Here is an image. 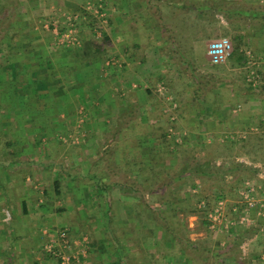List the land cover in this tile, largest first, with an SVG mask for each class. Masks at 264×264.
I'll list each match as a JSON object with an SVG mask.
<instances>
[{"label": "crops", "instance_id": "obj_1", "mask_svg": "<svg viewBox=\"0 0 264 264\" xmlns=\"http://www.w3.org/2000/svg\"><path fill=\"white\" fill-rule=\"evenodd\" d=\"M129 2L132 5V10L128 6ZM176 2V0H164L165 11L170 14V10L173 11L172 8ZM89 3L92 5L91 1ZM89 3L87 2V4L80 6L85 9L89 6ZM92 3L96 6L98 2L92 1ZM178 4L187 10L188 6L185 0L180 1ZM145 6L147 5L145 4ZM145 6H141L137 0H127V2L122 0L120 2V15L122 14L120 17L114 16L113 19L115 21H112L111 16L106 17L105 21L101 20L105 19L102 17L99 20L101 27L94 26L90 30L92 36L94 35L95 38L99 39L102 38L104 32L110 33L109 30L112 28V23L118 22L119 24L122 20H132L131 24L137 28L133 34V44L130 52L133 55L132 69L134 71L132 72L136 74L135 80L132 82H121L120 85L118 83L111 85L107 82L109 80L106 79V76L112 69L114 70L111 71V74H114L113 71L122 70L127 65L125 64L126 62H120L117 54H114L97 68L90 65L82 66L79 70L73 71L72 76L61 72L56 73L53 88L50 90L51 93L48 90H44L36 98L34 96L35 100L31 102L34 104H28L32 100L30 99L31 95L29 93L23 95L26 91H22L21 98L23 100H21V105H17L18 110L10 104L9 110L5 112V122L9 123L6 125L9 130L0 132V135L2 133L5 136L8 135L9 140L4 143L0 142V264H60L59 256L45 250V246L51 243L56 246H62L60 241L56 239L57 234L51 238L53 232H57L56 229H66L71 230V232L78 230L100 231L107 225L103 216L105 211H102L103 203L100 205L93 204L92 200L86 201V199H92L94 196L103 199L107 198L108 195L107 191L96 188L98 187L97 178H95L96 175L94 173L96 172L97 164L103 162V159H105V162L108 161V157L102 158L103 154L100 158L99 152L103 153V151L108 149L109 144L107 145L105 140L109 136H114L113 133H115L102 126L103 124L107 125L105 115H112L111 112L115 110H111L112 105H114V99L115 97L117 98V96H114L115 88L118 89L120 86V90H122L119 99L120 104H118L120 117H128L130 111L138 107L141 112L139 118L147 121V117L149 119L152 117L153 111L151 107H154L153 99L150 95L151 91L148 89L150 87L147 85L149 78L166 75V69L172 66L171 55L174 53L183 55L192 54L195 51L196 54L201 53V59L204 58V60L208 59L206 55L209 56L211 53L212 55H214V52L217 55L221 54L223 58L218 59V61L211 59L209 56L211 65L216 68L226 65L227 70L244 71V80L247 82L246 75L248 70L245 67L246 57L244 50L248 49L249 46L244 45L236 52L234 50L236 34L232 32L227 37L216 38L215 35L201 33L192 37V41L195 40L194 42L186 41L184 43L183 38H185V35L183 36V30L180 25L184 21L188 23L187 17L185 18L183 14L179 17L173 16V19L178 18V20L176 19L175 23L172 22L170 27L167 25V28L161 24L158 25L157 17L151 13V10L148 19L149 23H146V25L152 29L148 32H143L140 29V26L143 27L142 22H135L132 16L135 19L138 12L146 8ZM89 7L92 8V6ZM105 11H107L106 7ZM126 13L131 15H126ZM168 15L165 16L167 19L171 17ZM91 16L87 17L90 18ZM122 16L123 18H121ZM245 18L250 21V18ZM97 19L99 17H96ZM239 19L243 20L241 17ZM91 23L94 25V21ZM243 23L246 25L247 21ZM239 32L244 36L245 42L247 38H250L242 31ZM116 34L117 32L113 31L112 35L115 36ZM250 35L251 44L254 42L253 37L258 39V41L257 44H254L257 50L249 49L255 54L263 55L264 57V34L260 32ZM117 36L119 35L117 34ZM17 37L21 40L23 35L21 34ZM169 38L171 42L168 41ZM83 39L84 36L82 35L81 45L73 48H82ZM42 40L45 39L40 37L39 41ZM173 40L179 42V51L175 47ZM220 42L225 45L224 47H232L233 53L229 57L223 56V51L220 47L215 48ZM184 44L188 47L187 51L185 50L187 47H184ZM56 47V49H52L53 52L69 46ZM126 47L127 45L120 41V53L118 54L120 57L125 55L124 52H128ZM44 50H47L46 55L51 54L48 53V44H46ZM217 51H220V54ZM27 54L28 52L24 54L23 60L26 63L32 62L34 59L28 57ZM163 56H168L167 62L170 64H167V62L162 64V58L163 60L167 58ZM123 58L126 59V57ZM162 65L165 68L163 71ZM184 70H188V67L185 66ZM258 70L262 77L260 85L264 87V62L258 67ZM147 72L149 74H145ZM78 75H80L79 80ZM143 78L148 81H144ZM180 79L186 82L188 80L184 76ZM82 82L87 83L86 86L88 85L91 91L88 92V88H85L84 98L79 99L75 96V92L77 90L76 87L80 86ZM247 84L249 83L247 82ZM108 87H112L113 90L108 89ZM127 89L134 92L128 93L129 90ZM219 92L221 91H213L212 97L198 98L196 103L192 101L186 106L187 110L194 113L196 120L203 121L202 125H205L207 120L212 121L210 124L212 129L208 130L210 127L204 128V130H207V138H212L213 140L215 136L216 138H221L222 141H234L236 137L241 140L251 135L264 134L263 130H250L251 127L260 128L261 125H264V107L261 109L262 113L259 112L257 115V112H254V110L259 108L258 104L262 103L264 105V100L257 102L255 98H243L240 94L226 98ZM130 94H134V96L130 97ZM48 100L51 102V106L46 104ZM78 105L80 106L77 107ZM49 108H51L50 111ZM148 108L151 110L149 114H147L146 110ZM243 108L246 111L241 114ZM249 110L250 112L248 113L253 116L251 119L246 115ZM39 113H41V121L37 117ZM2 115L0 114V116ZM48 115L58 116L59 119H54V128L43 130L45 124L42 125V121L44 116L47 119ZM34 117L37 118L34 119ZM257 117L260 119L259 123H257ZM224 119L228 123L224 122ZM216 121H221L220 124H217V127H221L220 130H213ZM81 122L82 124H80ZM80 125H82V128L79 127ZM127 128L124 127L123 130H127ZM154 128L155 126L151 128L152 131L149 133L141 135L144 140L142 137L139 138L141 141L143 140L141 144L144 153H148L149 148L153 149L154 145H156L155 143H157L158 138L155 137L157 132ZM126 132L124 131V133ZM140 133L139 131L138 134ZM242 133H246L247 136L242 138ZM46 136L49 141L43 143L42 140L46 141ZM69 136L76 137V139L80 137L81 139H78L77 142L70 141ZM144 142L150 143L152 146L149 148L145 147L146 144ZM52 143L55 145L52 146ZM117 159L115 160L117 161ZM233 161L237 165L244 167L237 162V159ZM245 167L251 168L249 166ZM253 170L259 171L258 169ZM100 176L108 177L110 174L108 171L102 170ZM57 183L61 184L59 191L56 189ZM76 191H80L81 195L79 196ZM129 196H133V194ZM83 202L86 204L84 205ZM113 204L116 203L113 202ZM110 212L113 214H111L112 216L115 215L112 211ZM138 222H131L129 225L132 224L137 227ZM142 225L143 228L148 230L144 223ZM233 227L232 231L234 233L232 234L235 240L234 238L231 242L220 240L213 246V250L208 255H205L204 258H197L195 264H264L262 259L264 237L258 233L257 226L235 228L237 227L236 225ZM243 240L251 241V250L246 253H242L239 247ZM175 242L173 239L158 240V238L150 237L143 239L84 238L83 240L71 238L69 247L65 248L63 253L65 252L66 255L70 256L69 264H190L192 261L187 254L188 249L186 246L180 244L181 248L174 250L175 253L172 254V247L177 246ZM160 246H169L171 248L163 250ZM58 250L62 249L58 247ZM160 250L163 251L160 252Z\"/></svg>", "mask_w": 264, "mask_h": 264}, {"label": "rangeland", "instance_id": "obj_2", "mask_svg": "<svg viewBox=\"0 0 264 264\" xmlns=\"http://www.w3.org/2000/svg\"><path fill=\"white\" fill-rule=\"evenodd\" d=\"M84 1V5L91 1L92 5H90V3L88 5L92 6V8L87 6L85 9L83 7V9L86 13L93 15V18H88L83 9H81V0H0V27L6 26L9 22H19L15 25L12 24L16 28H19L20 21H29L31 22V26L40 32L43 36L42 38L45 39L40 42L52 41L55 46L66 47V45L59 41L53 29H50L51 26L57 27L60 31L65 28L66 15L75 13L80 15L81 21L79 26L77 25V35L80 39L82 38V35L85 39L92 35L90 30H92L94 26L101 27L99 20L102 16H98L96 13V9H99L97 8L99 4L104 10L105 7L107 8V11L104 12L105 15L103 16L105 19H101L103 21H105L108 16H111L112 21H115V19H113L114 16L120 17L122 15H120V2L122 0ZM92 1L98 2L96 6H94ZM123 1L127 2V0ZM137 1L141 6H145V4L147 5L145 6L146 8L144 7L145 9L138 12L135 19L132 16L135 22H142L143 27L140 26V29L143 30V32H148L152 29L146 25V23H149L148 19L151 13L156 15L158 25L161 24L164 27H167V25L170 27L172 22L176 19L178 20V18L173 19V16L179 17L183 14L185 18L187 17L188 23L184 21L180 25V28L183 30V36L185 35V38H183L184 43H186V41H191V43L195 41H192V37L201 34L203 29L201 27L205 23V20L212 21V23H209L210 29H208V32L206 33L215 35L216 38L221 36L227 37V35L232 32L235 33L238 30H241L246 36L250 37L246 39V42L244 41L245 39H243V45L249 46L252 50H257V48L254 47V44H257L258 39L252 36L254 42L251 44L250 34H257L260 32L264 34V20L250 18L249 21L245 18V15L238 12V10L240 12H243V10L246 11L247 7H253V5L257 4H263L262 7H264L263 0H185L188 6L187 10H185L186 8L183 9L178 4L180 1L184 0H176L177 2L173 7L174 11L170 10V14L165 11V5L163 4L164 0ZM129 3L128 6L132 10V5ZM84 15L87 17L86 20L82 19ZM126 15L131 14L126 13ZM166 15L171 17H168L167 19L165 17ZM96 17H99V19L96 20ZM239 17L243 20H240ZM121 18H123V16ZM93 21L94 26L91 23ZM131 21L132 20L127 19L126 21L122 20L119 24L118 22L112 23V28L109 30L110 33L108 34L106 32L110 42L103 44L102 42L104 38H97L107 51V55L113 56L114 54H117L119 61L126 62L125 64H127L124 69L115 70V72L113 71L114 74H111V71L114 69L109 72L106 79L109 80L107 82L111 85L114 83L120 85L121 82H132L135 80L136 74L132 72L134 71L132 69L133 55L130 52L133 44V34L137 28L131 24ZM244 21H247L246 25H244ZM81 24L82 26H80ZM113 31H116L119 36H117V34L115 36L112 35ZM81 32H83L82 35ZM160 32L163 33L161 30ZM12 33H17V31L13 30ZM1 34L0 29V36ZM103 34H105V32ZM146 34L148 35V33ZM74 36L78 38L76 35ZM170 38L172 39L171 36ZM170 38L169 40L167 39L169 42H171ZM120 41H123L124 45H127L126 49H128V52H124L125 55H121V57L118 55L120 53ZM173 43L179 51V42L173 40ZM202 46L206 47L205 45ZM224 46L225 45L220 42L215 48L217 49L220 47L223 49ZM184 47H187V45L184 44ZM185 50L187 51L188 47ZM217 53L220 54V51H217ZM201 55V53L196 54L195 51L192 52V54L183 55L174 53L171 55L172 66L171 68L166 69V75L164 74L163 77L157 76L155 78L153 76L154 79L150 77L149 81L143 78L144 81H148L147 85L150 87L148 89L151 91L150 95L154 104V107H151L153 111L152 117H150V119L147 117V121L139 118L141 112L138 107L132 109L128 117H120V114H118V104H120L119 99L122 90H120V86L118 89L115 88L116 86L113 87L115 88L114 96H117L118 98L115 97L113 102L114 105H112L111 108V110H115L111 112L112 115H105L107 125L103 124L102 126L110 132L115 133H113L114 136H109L106 138L107 140H105L106 144H109L108 149L103 151V153L99 152L100 158L103 154L102 158L108 157V161L105 162V159H103V162L99 163L96 167V171L98 170V178L96 179V182L97 184L100 182L110 183V186L107 188V197L116 204H113V202L109 203L107 198L101 199L96 196L92 199H86V201L92 200L93 204L100 205L103 203L102 211H105V215L107 214V218L103 215L104 221L107 225H104L105 227L100 231L78 230L71 232V230H66L69 239H143L149 237L155 239L158 238V240L173 239L176 241L175 243L177 246L172 247V254L175 253L174 250L181 248L180 244L186 246L188 249L187 254L192 261L190 264H195L197 258H204L205 255H208V253L213 250V246L220 240L224 242L232 241L234 238L232 234L234 231H232V228L236 225L230 224L229 222L214 224L210 221L208 214L216 207L217 202L222 198L226 203L224 209L225 216L227 219L232 220L234 218L232 207L237 204L241 210L243 205L239 191L244 188V180L249 178L251 183L255 185V188H258L260 185L264 186V177L262 176L261 171L257 172L253 170L254 168L250 169L245 166L241 167L240 165V167H237V164L233 161L238 158H245L251 162L264 163V134L260 133L257 135H251L241 140L236 137L234 141H222L221 138L219 139L214 136L212 140V138H207V130H204V128L208 127H210L208 130L212 129V125L210 126L212 121L207 120L206 124L202 125L201 123L203 121L196 120L194 113L187 110L186 106L192 101L196 103L198 98L212 97L213 91H221L219 94H222L226 98L234 96L235 94H240L243 98H255L257 102H262V100H264V90L250 91L247 88V82L244 80V71L238 72L235 70H227L226 65H222V67L218 66V68L212 66L209 62V56L211 59L218 61V59L223 58L221 54L217 55L214 52V55H212L211 53L209 56L206 55L208 58L206 60H204V58L201 59ZM123 57H126V59ZM163 57H167L164 58V60L162 58V64H165L164 62L168 61V56ZM2 61L3 55L0 54V63H2ZM167 64L170 63L167 62ZM185 66L188 67V70H184ZM163 70H165L164 65H162V71ZM145 74L149 73L147 72ZM183 76L186 79L188 78L187 82L180 79ZM160 84H163L166 87V90H163V92H160L159 90ZM143 85L145 86V84ZM108 89L113 90L112 87H108ZM47 90L51 93L50 89ZM129 92L133 93L134 91L129 90L128 93ZM0 93L3 92L0 91ZM25 94H27V92L23 93V95ZM131 96L133 97L134 94H130V97ZM4 104L8 105L7 103ZM46 104H50L51 106L49 100ZM79 106L80 105L77 107ZM257 106H259V108L254 110V112H257L258 115L259 112L262 113L261 109H263L264 105L260 103ZM50 109L51 108H49V111ZM146 110L148 112L147 114L151 111L149 108ZM245 111L246 109L243 108L241 114H244ZM248 112H250V110L247 111L246 115L251 119L253 116ZM0 114H3L0 116V132H4V130L8 129V126L6 125L9 123L5 122V113L2 112ZM37 117H39V120L41 121V113H39V116ZM37 117H34V119ZM56 118H58V116L53 117V115H48L47 119H45L44 116L42 125L45 124V127L43 130L54 128L53 121ZM224 122L228 123L225 119ZM259 122L260 119L257 117V123ZM220 123L221 121H216L213 130H220L221 127H217V124ZM80 124H82V122ZM81 126L82 125L79 127ZM153 126H155L154 130H156L157 134L160 136L165 135V133L168 135L166 139L162 137L163 140L165 139L164 144H159L157 142L153 149L149 148L152 144H148V141L145 140L147 141L144 142L146 144L145 147L149 148V152L144 153L142 145L141 150L139 149V145L137 146V141L140 137L144 140V137L141 135L152 131L151 128H153ZM124 127H128L127 130H123ZM124 131L127 132L124 133ZM139 131L141 132L140 134H138ZM69 138L71 139L70 141L75 142H77L78 139H81L80 137L76 139V137L74 138L73 136H69ZM45 139L46 141L42 140L43 143L49 141L47 136ZM6 140H9L8 135L5 136V134L2 133L0 135V142L4 143ZM54 145L55 144L52 143V146ZM114 145L115 147H113ZM155 149L161 151L159 153L160 156H164L163 159H167V164L174 170V173L171 176L163 175L161 181L156 183L155 192L153 194H144L142 192L135 194L129 188L121 186L120 183L126 184L125 182H120L124 178L120 173V160L123 158V154L125 156L126 153H129L133 158L135 154H139V151H141V156L143 154L147 161L150 153L152 154ZM140 154L139 158L141 157ZM116 158H118L117 161L115 160ZM102 170L108 171L110 176H100ZM185 171L187 176L184 179H176L179 177V174H182V172ZM137 187H140V185L137 184ZM168 191L169 194H171V198L174 200V204H170V200H165L162 205H159L158 196H162L164 193H168ZM76 193L79 196L81 195L80 191H76ZM132 194L133 196H129ZM79 201L81 200L79 199ZM202 201H205L207 204L206 208L202 209L200 207ZM83 204L85 205L86 203L83 202ZM107 204L112 208L109 211L107 209ZM174 207H176L178 212L173 211ZM110 211L115 213V217L112 216L113 214ZM162 212H168L166 216L168 221L162 223L155 222V219L157 220L158 215L162 214ZM239 213L240 212H238V214ZM250 214L255 220L254 223L245 225L238 224L235 228L257 226L259 230L258 233L264 237V232L261 230V227L264 224L263 218L257 214L255 208L251 209ZM133 218L136 219L133 220ZM131 222H138L137 227L132 224L129 225ZM142 223H144V226L148 227V230L143 228ZM60 230L61 229H56L57 232L54 231L51 238L57 234L56 239H58V232ZM250 244L251 241L247 242L246 240H243V242L240 243L241 246L239 245L241 252L246 253L251 250ZM160 247L163 250H165V248H171L169 246ZM202 249L204 250L202 251ZM163 250H160V252Z\"/></svg>", "mask_w": 264, "mask_h": 264}, {"label": "trees", "instance_id": "obj_3", "mask_svg": "<svg viewBox=\"0 0 264 264\" xmlns=\"http://www.w3.org/2000/svg\"><path fill=\"white\" fill-rule=\"evenodd\" d=\"M84 2V0H81L80 5H82ZM262 5L263 4L253 5V7L249 6L246 8V11L243 10V12H240L238 10V12L248 18L264 20V7H262ZM81 9H83V7ZM172 10L174 11V8H172ZM83 11L85 12L84 9ZM85 14L88 17L91 16L90 13L85 12ZM90 18H93V16ZM17 23L9 22L6 24V26L0 27L2 33L0 36V54L3 55V61L0 63V91L3 92L0 93V113H5L7 110H9L10 104L15 106L18 110L17 105H21V100H23L21 98L22 91H26L31 95L30 99L32 100H30L28 104H34L31 102L35 100L36 96H39L44 90H51L53 88V84L55 82L54 76L58 72L69 75L71 74L72 76L73 71L79 70L82 66L90 65L97 68L100 66V64L104 63L106 59L110 58V56L107 55L105 48L102 46V44H100L101 42H99L97 38L95 39V37L92 35L88 36L86 39H83L82 48L74 49L73 47H68L61 48L57 52H53L52 49H56L57 47L52 41H49L48 43L40 42V37L43 36L31 26V22L20 21L19 28L13 26ZM209 23H212V21L205 20V23L201 27L203 28L201 33L208 32V29H210ZM50 29H53V26H51ZM13 30H16L17 33H12ZM239 31L241 30H238L237 32ZM21 34L23 35V38L20 40L17 36ZM234 34L237 36L235 38L236 46L234 49L237 52L239 51L240 47L244 46V36L240 32ZM102 38H104L102 42L103 44L110 42L106 33L102 34ZM46 44H48V53H51L49 55H46L47 50H44L46 48ZM27 52V56L34 59L32 62L26 63L23 60V56H25L24 54ZM28 64L30 65L28 66ZM79 79L80 75H78V80ZM86 84L87 83L82 82L80 86L76 87L77 90L75 92V96H77V98H84L85 88H88V92L91 91V89L88 87V85L86 86ZM246 85L250 91L264 90L262 85L257 87H253L251 84ZM4 103H7L8 105ZM259 130H264V125H261ZM167 135V133L162 136L157 134L155 136L158 138L157 142L159 144H164V140L166 139ZM162 137L165 139L163 140ZM137 142V146L142 143L140 139ZM141 145L139 147L140 150ZM160 152L161 151L157 149L153 150L152 154L150 153L148 157L149 161L145 160L146 157H144L143 154L141 156V151H139L141 156L140 158L139 154H135L133 158L129 153H126L125 156L123 154V158L120 160V173L124 178L120 182H125L126 184L120 183V185L129 188L135 194L140 192L144 194H153L155 192L156 183L161 181L162 176H171L174 173V170L168 166L167 159H163L164 156H160ZM98 165L99 164H97V166ZM237 167L240 166L237 165ZM97 171L94 173L96 175L95 178H98ZM186 176L187 174L185 171L182 172V174H179V177L176 179L181 180ZM100 183L97 184L98 188L107 191L110 183ZM137 184H139L140 187H137ZM60 185L61 184L59 183L56 184V189H58L57 191H59ZM165 200H170V204H174V200L171 198L169 191L168 193H164L162 196H158L159 205H162ZM107 201H109V203L112 202V200L108 199V197ZM107 205L108 209L111 210L112 208L109 206V204ZM173 211H177L176 207H174ZM167 213L168 212H162V214H159L157 220L155 219V222L157 221V223H162L168 221V218H166Z\"/></svg>", "mask_w": 264, "mask_h": 264}, {"label": "built area", "instance_id": "obj_4", "mask_svg": "<svg viewBox=\"0 0 264 264\" xmlns=\"http://www.w3.org/2000/svg\"><path fill=\"white\" fill-rule=\"evenodd\" d=\"M99 9H96V13L98 16H104V9L99 4L97 7ZM100 14V15H99ZM65 18V28H63L61 31L57 27H53V31L56 33V36L58 37L59 41L62 42V44L69 46V47H79L81 45V39L77 35V25L79 26V23L81 21L80 15L75 14H69L66 15ZM82 19H85V15ZM74 35H76L78 38H76ZM223 56L226 58L229 57L232 52L231 46L223 47ZM244 54L246 57V69L248 70L246 79L249 84H251L253 87H257L261 84V74L259 73L258 67L263 64L264 57L263 55L255 54L250 49L244 50ZM160 92H163V90H166V87L163 84L159 85ZM252 131H258V127H251ZM264 133V130L262 131ZM247 136L246 133H242L241 137L245 138ZM237 162H239L243 166H249L254 169H258L261 171L262 176L264 177V163L261 162H251L245 158H238ZM243 187L240 191V197L241 201L243 203L241 210L240 207L235 204L232 207V213L234 215V218L231 220L227 219L225 216V201L219 200L217 202V205L213 210L208 214V217L211 222L214 224L216 223H223V222H229L233 225H245V224H252L254 223V219L250 214L251 209L255 208L257 210V214L263 218L264 220V186L260 185L258 188H255V185L251 183L250 180H246L243 184ZM207 204L205 201L201 202L200 207L206 208ZM240 210V211H239ZM238 212H240L238 214ZM261 230L264 232V224L261 227ZM58 240L60 241L62 246H56L54 243L47 244L45 246V249L47 252H50L53 255L59 256L60 258V264H69L71 258L70 256L66 255L65 252L63 253V250L65 251V248L69 247L70 240L68 238V233L66 229H61L58 232ZM58 247L62 250H58ZM262 259L264 260V253L262 255Z\"/></svg>", "mask_w": 264, "mask_h": 264}]
</instances>
